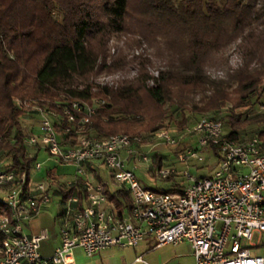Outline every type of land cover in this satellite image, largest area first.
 <instances>
[{
  "label": "trees",
  "instance_id": "trees-1",
  "mask_svg": "<svg viewBox=\"0 0 264 264\" xmlns=\"http://www.w3.org/2000/svg\"><path fill=\"white\" fill-rule=\"evenodd\" d=\"M114 37L124 48L149 51L125 61L117 47L107 64ZM231 47L240 57L235 67L226 56ZM128 63L137 73L116 87L90 80ZM15 97L58 113L72 100H102L79 133L67 132L61 116L56 130L65 145L80 137L142 136L171 124L180 131L207 116L225 124V138L257 135L264 151V0H0V161L29 170L40 154L30 155L24 139L38 131L23 119L35 112L16 106ZM240 107L251 112L238 118ZM153 157L157 169L161 156ZM112 187L107 195L122 214L129 192ZM184 187L173 182L157 190ZM77 194L82 208L81 187ZM0 211H7L1 202Z\"/></svg>",
  "mask_w": 264,
  "mask_h": 264
},
{
  "label": "built area",
  "instance_id": "built-area-1",
  "mask_svg": "<svg viewBox=\"0 0 264 264\" xmlns=\"http://www.w3.org/2000/svg\"><path fill=\"white\" fill-rule=\"evenodd\" d=\"M101 102L98 98L72 100L58 113L14 98L16 106L38 116V132L26 136L24 142L32 154L43 152L46 157L42 162L36 160L29 170L0 161V202L7 208L0 211V264H71L75 248L94 257L113 246L135 247L146 237L154 239V247L187 241L193 264H264V257L252 254L242 242L249 241L253 232L264 231V151L257 135L245 142L225 138L220 121L200 117L187 130L196 137V146H183L176 158L188 165L189 160L201 158L200 151H210L217 161L214 171L198 178L185 170V187L166 192L146 186L135 174L141 164L151 163L153 154L142 136L80 137L74 145L63 144L56 130L61 116L68 123L67 132L79 133ZM151 137L178 144L168 129ZM51 160L48 174L63 166L74 171L62 180L56 175L34 179L43 162ZM103 167L111 184L129 192L130 204L122 214L107 195ZM175 172V165L155 169L165 179ZM79 187L85 194L82 208L78 207ZM65 191L70 192L67 197ZM54 197L62 204L59 241L51 255L43 256L39 249L47 231L28 234V223Z\"/></svg>",
  "mask_w": 264,
  "mask_h": 264
},
{
  "label": "rangeland",
  "instance_id": "rangeland-1",
  "mask_svg": "<svg viewBox=\"0 0 264 264\" xmlns=\"http://www.w3.org/2000/svg\"><path fill=\"white\" fill-rule=\"evenodd\" d=\"M117 47H123V52L121 55L125 59V61L129 60L133 55H141L142 53L147 54L149 50H145L143 47L141 48H124L128 47L122 44L120 39L118 37H114L109 42V57L107 64H111L112 58L115 53L117 52ZM130 47V46H129ZM228 58V63L231 67H235L240 62V57L236 50L231 47L226 54ZM148 70L151 73H154L153 68L148 67ZM213 73L221 74L220 70H217L216 68L211 69ZM137 73V65L134 63H128L126 66L119 68V69H111L106 70L98 73H94L90 80L94 83L98 84L99 86H108V87H116L118 86L123 80L130 79L134 77ZM32 101H38L37 99H30ZM32 110V109H31ZM251 112L250 108L246 107H240L234 109V113L237 115L238 118L242 117L244 114H249ZM247 114V115H248ZM200 117L195 116L194 123L199 119ZM25 125L31 126L34 125L38 131V118L35 116V114H27V116L23 119ZM192 127L186 126L183 130H178L177 127L173 124L168 126L167 128L170 131L171 136L175 137L177 140V145H170L164 143L162 140L152 139V134L143 133L142 137L145 140V144L147 147H152L153 154L158 153L161 156V166H168V165H175L176 172L174 173V178L171 179H165L157 176L155 174V166L153 164L154 157L153 154H151V163H143L139 166L138 169L135 170V174L137 178L144 183L146 186L152 188V189H167L171 187V184L173 182L186 184V180L184 178V171L188 170L191 174H193L196 177L199 176H210L212 175L214 168L216 166V157L213 155L212 152L208 151H200L201 158L198 159H192L189 160L188 165L179 163L176 158V151L183 147V146H196V137L192 136L187 133V130ZM224 130H226L225 124L223 123ZM250 136V135H249ZM249 136L246 138L248 139ZM29 153L32 154V151L29 150ZM45 154L42 152L39 155L38 160L42 162L45 158ZM54 161H49V163L45 164L43 162L42 164V170L40 173L34 174V179H44L43 173L47 166L53 165ZM60 170H65L66 172H69L70 174L74 171L73 167L71 166H63L58 167ZM101 175L103 176V179H109V172L106 168L101 169ZM48 207V208H47ZM44 208L43 210L35 220H33V226L36 230L46 228L48 232L50 233V238L47 240L42 241L41 243V249L40 252L42 254H48L50 252L51 247V237L52 234L56 232V226L53 221V215L56 209L58 208L57 204H55V199L52 200V202ZM255 233V232H254ZM243 243L248 244V241L242 240ZM162 246V245H161ZM160 247V246H159ZM168 250H177L181 254L185 255L186 257L189 256V260L191 259V248L190 244L187 241L178 243L176 245L169 244L167 246ZM49 256V255H48Z\"/></svg>",
  "mask_w": 264,
  "mask_h": 264
},
{
  "label": "crops",
  "instance_id": "crops-1",
  "mask_svg": "<svg viewBox=\"0 0 264 264\" xmlns=\"http://www.w3.org/2000/svg\"><path fill=\"white\" fill-rule=\"evenodd\" d=\"M47 163H49V161H47L45 164ZM50 168H52L51 165L45 168L42 177L48 178L49 176L53 177L54 175H56L58 180H62L64 179V177L70 174L65 170H61V169L59 170L58 168L51 169V171H49L48 174L46 171L47 169L50 170ZM104 180L108 181V184L111 185L112 188L110 190L111 193L113 192L112 186L118 187L115 184H111V181L109 179H104ZM53 199H55V204H57L58 206V208L56 209L53 215V221L56 226V232H54L52 234L53 236L51 237L52 244L50 247V252L46 255L40 252V254L43 256L51 255L59 241V223H60L59 213L61 211L62 204L58 200V197L56 198L54 197ZM43 210H41V212ZM38 215H36L34 218H32L29 221L28 229H27L28 234H34L40 230V229L36 230L33 226V220H35ZM42 229H46V228H42ZM46 231L48 237L44 240L50 238V233L48 232L47 229ZM154 243L155 241L153 238L146 237L135 247L113 246L105 250H102L97 256L94 257H87L81 248H75L73 250L74 261L71 264H193L194 259L192 255V250L190 255L191 259L189 260V256L186 257L185 255L181 254L175 249L171 251L168 250L167 246L169 244H165L160 247H154ZM248 244L252 254L264 257V231H255V233L253 232L251 239L248 241ZM40 249H41V245H40Z\"/></svg>",
  "mask_w": 264,
  "mask_h": 264
}]
</instances>
